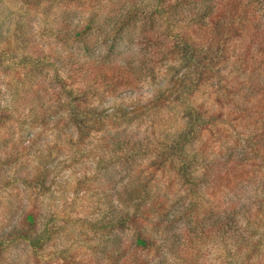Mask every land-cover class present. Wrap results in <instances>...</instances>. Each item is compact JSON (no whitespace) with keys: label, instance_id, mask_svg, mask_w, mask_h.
<instances>
[{"label":"trees","instance_id":"obj_1","mask_svg":"<svg viewBox=\"0 0 264 264\" xmlns=\"http://www.w3.org/2000/svg\"><path fill=\"white\" fill-rule=\"evenodd\" d=\"M6 1L18 6L1 13L17 7L20 14L0 17V189L10 190L0 200V264H27L11 249L24 243L34 264H264L258 212L223 206L217 194L235 192L264 170V80L257 77L264 68V0L185 8L177 3L186 0H163L167 29L150 38L152 52L139 42L146 52L123 55V65L108 54L95 61L85 41L88 56L65 47L82 42L88 25L53 15L35 31L30 11L43 7V20L51 17L45 0ZM197 94L201 101L182 110L170 141L112 132L194 103ZM69 152L89 160L78 184L98 189L107 207L79 221L97 242L88 258L81 251L73 259L52 256L64 227L40 209L41 197L54 194L57 160ZM206 239L217 243L213 255L201 249ZM151 252L164 255L150 260Z\"/></svg>","mask_w":264,"mask_h":264},{"label":"rangeland","instance_id":"obj_2","mask_svg":"<svg viewBox=\"0 0 264 264\" xmlns=\"http://www.w3.org/2000/svg\"><path fill=\"white\" fill-rule=\"evenodd\" d=\"M206 1H209V6H219L222 2V0H186L184 4L177 3V6H182L183 8L186 6H208V3L202 5ZM6 2V0H3V3L0 4V9H4V6H18L14 4L6 5ZM13 2L15 3V0ZM251 2H253V6H262V4L260 5L261 0H251ZM41 6L51 7V17L47 21L43 20V7L38 13L30 11L35 31L47 27V24L52 22L53 15L59 21L65 20L66 23L71 22L72 25H88L89 29L85 32L84 30L82 31V42L75 41L65 47L70 49V52L80 50L82 55L88 56V52L82 48V44L85 41L89 45V51L95 53L93 55L95 61L103 62L115 58L121 65L124 64L121 60L123 55H135L138 57L141 54V50H143V53L146 52L143 45L139 44V42L143 43L144 46L147 44V51L152 52L154 47L152 48L149 43L150 38L156 37L157 31L166 30L171 22L167 18L166 6L168 5L163 0H70L67 3L59 2L58 0H45ZM8 12H0V17L5 18ZM18 14H20V11L17 7H12V11L9 12L11 18L15 19ZM262 23L264 26V22ZM36 36L38 40H46V36L43 37L37 34ZM146 36L148 39L145 40ZM50 41L58 48H64V45L54 37H50ZM111 45L112 49L109 52L107 48ZM99 54H108L109 59L99 58ZM52 74L53 72L50 71L49 75ZM60 74L63 78H66V74ZM257 77L264 80V68L257 71ZM196 96L194 103L178 104L173 110L155 112L157 114H151L143 120L134 122L122 134L117 133L114 129H112V132L114 136H134L142 140L146 139L151 144H156L161 140L170 141L175 137L177 129L180 128L179 124L182 123L179 118L182 110L195 107L196 103L201 101L200 95L197 94ZM221 149L217 147L216 152ZM238 149H241V146ZM73 153L75 154L76 152L74 151ZM86 163L88 164L89 160L85 158L74 159L72 152H69L65 157H59L57 160V164H59L57 168L58 175L56 184L53 186L54 194L41 197V211L44 214L55 215L57 227H64V231L61 235L56 236L50 247L49 252L53 253L52 256L54 258L64 256L65 254L61 253L65 252L73 259V256H78L75 253L77 251H81L82 254L85 253L84 256L88 258L92 249L97 246L96 241L90 240L91 234L82 233L78 227L80 220H90L100 214V212L107 210L104 200L98 197L100 196L97 193L98 189L88 190L78 184V179L82 178V173L90 171V168L84 167ZM114 169L118 171L116 174L120 173L122 166L116 163L114 164ZM91 171L101 175V171ZM261 173H264V170ZM261 173L252 176L248 182L241 183L235 192L226 190L217 194L223 206L237 204L240 209L242 205L245 208L253 207V211L258 212L257 222L261 223L264 228V192L262 190L263 187L260 185L264 181V176ZM99 181L100 179L95 184H99ZM23 190L25 193L27 192L24 187ZM53 190L51 191L52 193ZM9 192V189H0V200H4V197ZM23 195L25 194L23 193ZM258 207H260V210H258ZM246 210L242 209V212L244 213ZM182 225L184 226V224ZM112 233L116 234L118 231L115 230ZM200 245L201 249L206 251L207 254L212 252L211 254L213 255L217 249V243L208 239L201 241ZM11 249L16 256L22 258L24 263L34 264V259L31 255L32 250L28 244H20ZM161 254L164 255V253L157 254L154 252L153 254L151 252L149 255L145 254V256L150 260H158ZM78 258L75 257L74 259L77 260ZM44 259L45 262L48 261L47 256H44ZM174 261H177V257L170 256L168 262Z\"/></svg>","mask_w":264,"mask_h":264}]
</instances>
